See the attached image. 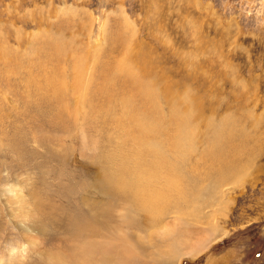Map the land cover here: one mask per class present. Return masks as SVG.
<instances>
[{"label": "rangeland", "instance_id": "1", "mask_svg": "<svg viewBox=\"0 0 264 264\" xmlns=\"http://www.w3.org/2000/svg\"><path fill=\"white\" fill-rule=\"evenodd\" d=\"M0 261L264 264V0H0Z\"/></svg>", "mask_w": 264, "mask_h": 264}, {"label": "bare ground", "instance_id": "2", "mask_svg": "<svg viewBox=\"0 0 264 264\" xmlns=\"http://www.w3.org/2000/svg\"><path fill=\"white\" fill-rule=\"evenodd\" d=\"M137 177H139V176H137ZM137 184L138 183L133 184L134 187H129V190L131 189L133 196L137 199V201L141 205L142 209L143 208H147V211L149 213H152L151 215L155 214V212L158 211V209H159L160 206H158V205L155 206L154 203L155 202L160 203V204L161 203H164L165 202L164 198H160V192H158L156 190H150L149 188H146L143 185V183L139 182V184L138 185ZM124 186L127 187V185H124ZM8 192H10V191H8ZM153 195H155L154 196V199H152L153 198ZM205 241L206 240H204V238L200 239L199 242L195 246L190 247L185 253L184 252L183 253L182 252H178V251H176L177 249H175V248H174V250L171 253H173V255H175V257L177 259L181 258L183 255H186V254L189 255L191 253L192 254L193 253H201L202 251H204L205 249H207L208 246L210 245V241L209 242H205ZM14 252H15V249H14ZM15 257H17V255ZM0 264H2L1 261H0Z\"/></svg>", "mask_w": 264, "mask_h": 264}]
</instances>
